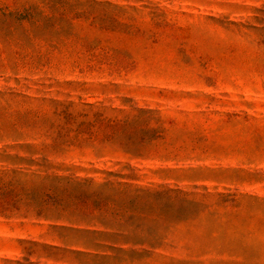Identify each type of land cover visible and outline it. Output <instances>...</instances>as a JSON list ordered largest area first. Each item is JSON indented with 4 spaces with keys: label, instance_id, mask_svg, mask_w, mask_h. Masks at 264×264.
<instances>
[{
    "label": "rangeland",
    "instance_id": "1",
    "mask_svg": "<svg viewBox=\"0 0 264 264\" xmlns=\"http://www.w3.org/2000/svg\"><path fill=\"white\" fill-rule=\"evenodd\" d=\"M0 264H264V0H0Z\"/></svg>",
    "mask_w": 264,
    "mask_h": 264
}]
</instances>
